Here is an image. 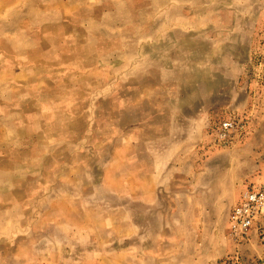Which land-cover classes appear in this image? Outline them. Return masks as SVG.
Masks as SVG:
<instances>
[{"label": "rangeland", "instance_id": "1", "mask_svg": "<svg viewBox=\"0 0 264 264\" xmlns=\"http://www.w3.org/2000/svg\"><path fill=\"white\" fill-rule=\"evenodd\" d=\"M261 64L264 0H0V264H219L264 181Z\"/></svg>", "mask_w": 264, "mask_h": 264}, {"label": "built area", "instance_id": "2", "mask_svg": "<svg viewBox=\"0 0 264 264\" xmlns=\"http://www.w3.org/2000/svg\"><path fill=\"white\" fill-rule=\"evenodd\" d=\"M261 66H264L261 64ZM243 120L228 117L218 122L213 131L217 145H231L243 135ZM264 217V181L252 185L240 195L229 219L228 239L232 251L219 264H246L243 247L252 244L256 237L264 254V227H255ZM264 264V257H259Z\"/></svg>", "mask_w": 264, "mask_h": 264}, {"label": "crops", "instance_id": "3", "mask_svg": "<svg viewBox=\"0 0 264 264\" xmlns=\"http://www.w3.org/2000/svg\"><path fill=\"white\" fill-rule=\"evenodd\" d=\"M193 230L200 233V227H193ZM196 247L194 248V252L191 256H188L187 258H179L177 261V264H218V261L221 257H223L228 248L227 245L222 242L221 245L216 244L214 241H210L209 246H207V243L202 240H197ZM205 248V254H203V251L201 250ZM214 249V252L211 250L210 253L207 254L206 249ZM186 259L189 260L186 262ZM211 261V263H209Z\"/></svg>", "mask_w": 264, "mask_h": 264}]
</instances>
